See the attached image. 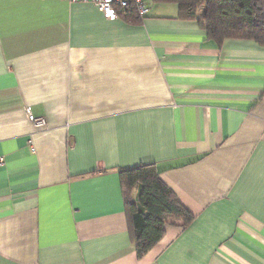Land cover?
Listing matches in <instances>:
<instances>
[{
    "label": "crops",
    "instance_id": "obj_1",
    "mask_svg": "<svg viewBox=\"0 0 264 264\" xmlns=\"http://www.w3.org/2000/svg\"><path fill=\"white\" fill-rule=\"evenodd\" d=\"M146 1L0 0V264H264V45ZM144 163L194 219L140 257L120 170Z\"/></svg>",
    "mask_w": 264,
    "mask_h": 264
},
{
    "label": "trees",
    "instance_id": "obj_2",
    "mask_svg": "<svg viewBox=\"0 0 264 264\" xmlns=\"http://www.w3.org/2000/svg\"><path fill=\"white\" fill-rule=\"evenodd\" d=\"M156 1L177 3L179 18L198 20L208 38L217 43L227 38H246L264 45V0ZM119 14L130 22L142 19L133 8L123 9ZM161 172L156 163L120 170L131 238L140 257L160 241L168 220H179L187 225L194 219L193 213L162 180Z\"/></svg>",
    "mask_w": 264,
    "mask_h": 264
},
{
    "label": "built area",
    "instance_id": "obj_3",
    "mask_svg": "<svg viewBox=\"0 0 264 264\" xmlns=\"http://www.w3.org/2000/svg\"><path fill=\"white\" fill-rule=\"evenodd\" d=\"M70 2H92L108 19H115L120 11L127 8H133L141 16H145L150 7L146 0H68ZM31 120L37 126L45 124L44 118H36L31 115ZM4 163L3 157H0V165Z\"/></svg>",
    "mask_w": 264,
    "mask_h": 264
}]
</instances>
